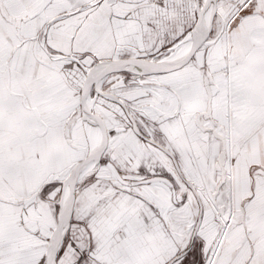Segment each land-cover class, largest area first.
I'll return each mask as SVG.
<instances>
[{
  "label": "snow or ice",
  "instance_id": "obj_1",
  "mask_svg": "<svg viewBox=\"0 0 264 264\" xmlns=\"http://www.w3.org/2000/svg\"><path fill=\"white\" fill-rule=\"evenodd\" d=\"M0 264H264V0H0Z\"/></svg>",
  "mask_w": 264,
  "mask_h": 264
}]
</instances>
